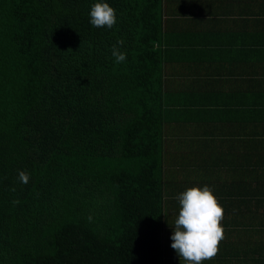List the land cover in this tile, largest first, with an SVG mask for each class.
Wrapping results in <instances>:
<instances>
[{
  "label": "trees",
  "instance_id": "trees-1",
  "mask_svg": "<svg viewBox=\"0 0 264 264\" xmlns=\"http://www.w3.org/2000/svg\"><path fill=\"white\" fill-rule=\"evenodd\" d=\"M96 2L113 28L90 24ZM263 16L264 0H0V264H183L176 197L205 185L226 238L204 264H264ZM192 80L218 83V111L173 100Z\"/></svg>",
  "mask_w": 264,
  "mask_h": 264
},
{
  "label": "clouds",
  "instance_id": "clouds-1",
  "mask_svg": "<svg viewBox=\"0 0 264 264\" xmlns=\"http://www.w3.org/2000/svg\"><path fill=\"white\" fill-rule=\"evenodd\" d=\"M90 24L93 27H107L109 29L117 22L116 10L107 2H96L91 6ZM123 45L124 41L117 42ZM112 55L117 64L126 60V53L113 46ZM18 178L24 184L29 182L30 176L20 171ZM179 214L174 221L171 247L177 253L183 264H204L205 261L215 259L219 254L220 244L226 238L222 221L225 210L211 187L193 186L180 193ZM91 221L92 217H88Z\"/></svg>",
  "mask_w": 264,
  "mask_h": 264
},
{
  "label": "crops",
  "instance_id": "crops-1",
  "mask_svg": "<svg viewBox=\"0 0 264 264\" xmlns=\"http://www.w3.org/2000/svg\"><path fill=\"white\" fill-rule=\"evenodd\" d=\"M239 7H245L244 11H245V14L247 16V19H250V9H249L248 3L246 2L245 4H240ZM262 26L264 27V16L262 17ZM260 53H259L260 55L259 54L254 55V57L252 58L253 61H251V62L264 65V50L261 51ZM239 58L242 61L243 60L242 58H244V56L239 57ZM176 62H177L176 60H172V59L168 60V63L166 64V69H165L167 77L172 76L173 74H179V75H175V76H180V75L184 76L183 72L185 70H187V68L189 67L188 63H185V61H183L184 64L180 65V64H177ZM205 65H206V61L204 59L202 67H201V71H202L201 75L207 79L209 77L210 73L206 70ZM176 80L180 81V80H182V78H179ZM259 80L262 81V79H259ZM175 84H177V83L175 82ZM215 85H216V88H215ZM261 85H263V82L261 83ZM199 87H203V89H204V90L201 89L200 93L196 92V89ZM212 87H214V90H213V92H210V88H212ZM180 94H183L184 97H180ZM173 100H175V101H186V102H190V103L199 102L200 105H204L206 107H202V108H198V109L202 110V109L209 108V109H213V110L218 111V83L213 84L207 80H205L204 83H201V81H198V83H195L192 80L190 86L187 89H181L180 91L174 93ZM246 100H247V98H242V97H240V95L230 96L228 98H225V101L228 104L239 103V102L244 103ZM248 101L250 102V99H248ZM263 113H264V110H263ZM260 118L263 121V124L259 126V130H260L259 132H261L262 135L264 136V117L260 116Z\"/></svg>",
  "mask_w": 264,
  "mask_h": 264
}]
</instances>
